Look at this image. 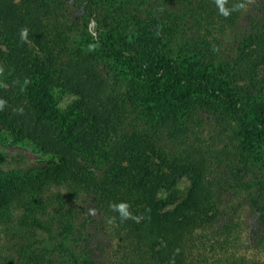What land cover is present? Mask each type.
<instances>
[{"label":"trees","instance_id":"16d2710c","mask_svg":"<svg viewBox=\"0 0 264 264\" xmlns=\"http://www.w3.org/2000/svg\"><path fill=\"white\" fill-rule=\"evenodd\" d=\"M24 27L37 53L21 42ZM234 29L235 55L213 67L208 38ZM263 66L264 0L227 18L215 0H0V122L59 157L0 166V210L28 194L24 221L51 232L36 191L66 184L57 221L70 241L20 244L18 257L0 264H264V204L227 205L221 188L247 171L224 163L213 143L226 133L232 142L243 133L264 140ZM142 82H170L181 112L162 103L150 117L149 96L130 95ZM52 87L77 95L79 123H62ZM181 176L185 194L161 199ZM112 202L143 218L121 223Z\"/></svg>","mask_w":264,"mask_h":264},{"label":"rangeland","instance_id":"374dc122","mask_svg":"<svg viewBox=\"0 0 264 264\" xmlns=\"http://www.w3.org/2000/svg\"><path fill=\"white\" fill-rule=\"evenodd\" d=\"M240 29L234 31H227L215 35L208 40L214 47L215 56L213 58V67L224 64L235 55V51L240 45L238 38H234L235 34ZM74 39L80 42L79 36H74ZM29 47L33 53H37L35 46L27 40ZM217 64V65H216ZM260 74H264V66L261 67ZM173 86L170 82L148 83L142 82L139 90L133 91L130 95L142 102L140 97L146 94L150 100L147 103L148 113L150 117H155L162 108V103L173 108L174 114L180 113L179 105L174 104L172 95L170 96ZM158 92L161 99L153 93ZM51 97L54 101L56 110L61 115L62 123L68 124L72 120L78 121L81 113L77 107V95L70 91L61 89L60 87H52ZM143 113V112H142ZM178 115V114H177ZM230 133L222 135L219 139L214 140V149H222L224 151V163H230L237 160L238 165H245L247 173L239 174L235 177L238 182H231L232 188L226 186L224 191L221 188L222 196L226 197L229 206H240L248 208L250 206V199H254L259 204H264V191L259 190L258 183L264 182V140L256 139L252 135L243 133L239 139L232 142ZM243 160L244 164H239ZM58 162L59 157L52 152H43L39 150L36 145L28 138L14 137L7 126L0 122V166L4 169L22 167L27 168L35 165H42L45 162ZM246 180V181H245ZM189 187V179L186 176H181L174 183L168 187H164L159 192V197L163 200L177 201L185 194ZM68 186L63 183H51L46 185L41 190H38V199L44 203V210L38 213V217L45 221L52 231L36 228L29 224V220L24 221L26 212L24 210V203L30 196L18 197L14 200L8 209L0 210V262L9 255L18 257V250L20 244L46 245L55 246L59 242L70 245L69 239L62 238V232L59 229L60 223L57 221L58 210L61 204L58 202L69 201ZM226 191V192H225ZM35 192V193H36ZM224 192V194H223ZM37 194V193H36ZM245 204H241L244 202ZM171 207V204H167ZM61 232V233H60Z\"/></svg>","mask_w":264,"mask_h":264},{"label":"clouds","instance_id":"9594fccd","mask_svg":"<svg viewBox=\"0 0 264 264\" xmlns=\"http://www.w3.org/2000/svg\"><path fill=\"white\" fill-rule=\"evenodd\" d=\"M253 0H246L245 2H239V3H234L231 5V7H228V3L229 0H215V4L219 10V13L221 15H223L224 17H229L231 15L232 12L234 11H240V10H246V6L247 4L252 3ZM28 33H29V29L27 27H24L20 30V39L21 42H26L27 38H28ZM97 45L95 44H89L88 45V50L89 51H94ZM4 72L3 67H0V74H2ZM29 83L28 80L24 81V86L26 87L27 84ZM0 87H4L6 88L7 85L0 83ZM22 90H24V88H22ZM6 105V101H4L3 99H0V111H3ZM23 110L21 109V112ZM109 208L113 211L118 213L119 215V220L121 223H124L128 220H133L137 223L140 222V220L143 218L142 215H134L133 212L131 211V205L128 202H120V203H115L112 202L109 204ZM89 212L91 215H96V209L94 208H90ZM115 217H112L109 219V223H113L115 221Z\"/></svg>","mask_w":264,"mask_h":264}]
</instances>
